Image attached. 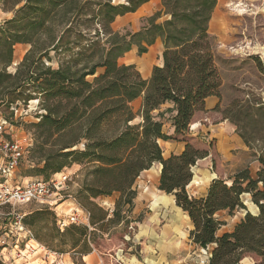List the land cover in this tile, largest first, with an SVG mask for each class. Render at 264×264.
<instances>
[{
  "label": "trees",
  "instance_id": "obj_1",
  "mask_svg": "<svg viewBox=\"0 0 264 264\" xmlns=\"http://www.w3.org/2000/svg\"><path fill=\"white\" fill-rule=\"evenodd\" d=\"M147 1L0 0L5 8L14 9L6 23L22 26L24 32L5 38L8 57L0 67V108L1 104L11 109L18 101L27 103L33 97L23 91L36 87L43 112L34 124L38 130L35 151L43 163L35 175L48 179L65 166L80 164L85 170L78 190L80 204L91 205L90 210L86 208L90 224L101 233L121 222L128 224L137 194L135 180L159 162L157 188L172 194L175 204L189 216V238L210 253L206 264H238L245 255L264 264V145L255 155L259 164L255 176L248 166L242 167L229 181L212 179L205 195L196 197L187 193L186 185L192 179V167L210 153L211 142L208 148H199L187 141L179 154L168 157L162 155L158 142L184 136L194 113L204 109L205 98L220 97L222 82L208 33L217 0H161L162 10L148 16L139 30L122 33L112 29L117 16L133 12ZM161 11L168 17L157 21ZM53 25H59L58 33L42 39ZM156 38L163 44L162 65H154L148 79L142 78L134 64L118 61L134 46L138 55L146 52ZM17 42L30 47L10 73L5 67L12 61V46ZM54 58L56 67L50 64ZM5 90L9 93L4 96ZM137 97L142 102L133 112L130 103ZM165 102L172 106L161 110ZM172 111L175 113L168 118L174 131L168 134L163 129L164 114ZM136 115L141 121L131 123ZM79 142L82 148H74ZM115 193L112 216L106 219L107 211L93 199ZM244 193H249L258 212L247 211L232 231L217 234L224 223L218 213L232 215L245 208ZM40 215L41 210L24 214L22 221L32 230L30 225ZM87 230L86 225H67L57 233L62 238L58 246H70L73 255L81 258L93 249ZM33 236L52 246L50 241L38 240L34 232Z\"/></svg>",
  "mask_w": 264,
  "mask_h": 264
},
{
  "label": "rangeland",
  "instance_id": "obj_2",
  "mask_svg": "<svg viewBox=\"0 0 264 264\" xmlns=\"http://www.w3.org/2000/svg\"><path fill=\"white\" fill-rule=\"evenodd\" d=\"M22 3L23 1L15 5L14 9L19 7ZM218 7L229 17L230 26L225 29L223 36H219L214 33L215 26H212V20L208 23L210 48L213 52L216 67L222 82L219 97L221 105L217 106V114L214 115L216 118L225 116L234 123L237 132L247 141L246 145L248 146L249 152L255 157L264 145V0H217L214 9L216 10ZM161 8L162 4L159 9L151 11L149 14H143L140 12L142 11V7L138 8L141 15L135 16L134 18V14L132 13L117 16L111 23V27L113 30L122 33L125 31H137L142 25L146 24L148 16L157 10H162ZM14 9H7L4 7V4L0 2V67H2V62L8 57L7 41L5 38L9 37L7 39H10L11 34L16 31L24 33L22 32V26L14 27L6 23L7 20L14 16ZM214 9L213 13L215 11ZM167 17L168 16L161 11L157 21H162ZM59 29V25L50 26L48 32H44L41 38H47V35L53 36L58 33ZM12 47V61L5 67L6 71L10 73L14 72L17 63L23 58L30 44L26 42H17ZM134 48L136 47L134 46ZM51 54H53V52H51ZM161 55H159L158 60L162 59ZM118 61L120 62V58ZM50 64L52 67H56V59L54 58ZM88 79H91V77H88ZM17 91H19V89ZM4 92V96L8 95L9 90H5ZM23 93H30L33 98L28 100L27 103L18 101L17 105H14L16 108L15 110H11L1 104L2 115L6 117L9 122L7 131L20 139L27 146V150L20 159L16 171V175L20 181L35 177V169L43 163L39 161L37 157L38 153L35 151L38 130H36L34 124L39 121L40 113L43 112L39 104L40 95L36 87H29L24 90ZM131 107L133 112H137L140 105L138 102H134L131 104ZM196 118L198 120L196 121L200 122L202 125H204V123H209L200 110L194 113L190 124H193ZM215 120L211 119L213 122ZM139 121H141V117L136 115L131 123ZM105 129H107L108 132L111 131L108 125L105 126ZM195 130L190 131L188 129L187 131L194 132ZM191 138L189 142L199 148H208L211 142L209 152L212 154L213 158L217 159L213 140L201 133ZM74 148L81 149L82 143L79 142ZM203 166L204 165H201L199 162L192 167V181L200 185L194 184L192 187L188 188L189 191L194 189L195 193L200 192L212 177V172L220 176L218 178H222L226 181H229L230 175L234 173L232 172L233 169L230 168L227 163L221 162L216 167L217 171L210 170V173L202 175L203 172H207L202 171ZM258 166L257 160L252 158L248 167L253 176H255ZM62 171L69 174L71 178L72 195L75 197L76 201L82 203L79 199L78 190L85 177L84 168L80 164L72 163L69 166H65ZM156 176V171L154 168H151L149 171H143L136 178L134 187L136 188L137 195L133 199L132 210L128 213V224L121 222L115 226H110L107 232L101 233L94 227L95 225L90 224L89 220L91 228L88 227L86 238L89 242L94 241L92 244L93 249L100 252V255L103 257V264H166L167 260L172 264H186V247L180 249V253L177 251L170 252L168 257L159 256L160 253H158L153 246V248L150 247L148 253L145 250L147 248L145 245L148 244V240L152 236L158 238L159 233L163 232V228L166 226L165 223H168L167 216L164 213L165 208H161L160 210L155 209L153 202L156 204L159 200L166 204L168 201L172 200L171 196H167L162 191L158 190L157 184H155ZM196 189H199V191L197 192ZM116 197L117 193L112 196H99L93 199L101 208L107 211L108 214L106 219L112 216ZM242 200L245 208L235 210L232 215H228L225 211L218 213L219 218L224 221V223L218 228L217 234H221L224 231H232L234 226L244 216L245 211H249L252 214L258 212V207L251 201L249 193H244L242 195ZM73 206L74 204L72 201L68 200L58 205L57 208L58 211H62V213H69L70 207ZM51 208L48 205L32 202L16 205L14 207L16 213H25L26 215L41 210L40 218L35 219L30 226L36 238L38 240L44 239L50 241L52 248L45 244H41L35 240V238V241L30 242L33 250L26 249V251H22L24 245L21 242L18 243L17 248H14L13 239L7 230L5 232L6 235L2 234V239L0 240L1 264H63L58 257V255L61 254L60 252L64 254L70 253V257H74L73 261L75 260L77 264H82V258L78 255H73V250L70 249V246L62 245L61 248L58 246L62 238L57 235V233H62L66 226L63 227V229L59 228L57 225L58 217ZM86 208L90 210L91 205H86ZM124 209L126 208L123 207L122 210ZM167 210L169 211V208ZM5 211L7 210H4V218L6 221L11 215L7 214L9 215L7 216ZM178 211L182 213L180 210ZM182 215L186 217L184 213ZM175 216H179L178 220L182 218L180 214ZM65 219H67V216ZM99 223L100 221L98 224ZM90 232H95V235ZM213 246L214 244H211L209 248L212 249ZM79 247L80 244L78 248ZM205 250L208 251L207 249ZM203 256L204 254L201 247H198V249H194V253H190L189 259L192 264H199ZM238 264H256V260L250 255H245Z\"/></svg>",
  "mask_w": 264,
  "mask_h": 264
},
{
  "label": "crops",
  "instance_id": "obj_3",
  "mask_svg": "<svg viewBox=\"0 0 264 264\" xmlns=\"http://www.w3.org/2000/svg\"><path fill=\"white\" fill-rule=\"evenodd\" d=\"M160 1L161 0H149L145 2L139 7H142V11L140 12H142L143 14H149L151 11L159 9L161 7ZM129 13L134 14L133 18L135 16L141 15V13H139V9H136L133 12H128V14ZM228 19L229 17L220 7L216 8L214 13L212 12L210 21L212 20V26H215L214 33L216 35H224L225 29L230 26ZM162 50V41L160 38H156L154 43L148 46L147 51L140 55L137 54V50L134 47L126 51L120 57V63L134 64L135 68L138 70L142 78L148 79L150 77L153 66L162 65V59L158 60V57L159 55H161ZM134 102H138V104L141 105L142 98L137 97L136 99L131 101L130 105ZM218 105H221L219 97L215 95L206 97L204 101V109L200 110V112L203 114L205 119L209 121V123H204V125H202L200 122H197L198 120L196 118L193 123L196 129H194V132L187 131L184 136H178L177 139L173 140H158L162 149V155L164 157H168L171 154H179L184 149L186 142L192 139V136H198V134L201 133L205 134L209 139L214 141V150L217 157V159H215L212 157V154L209 153L208 156L201 158L196 162V165L199 162L201 165H204L202 171H207L203 172L202 175H204L205 173H210V170L217 171L216 167L221 162L227 163L230 168L233 169L232 172H235L242 167L248 166L250 164V160L255 157H253L249 152L248 146L244 142L241 135L237 132L234 123L225 116L220 118L215 117L214 114H217L216 107ZM171 106V103L165 102L160 106V109L163 110L164 108ZM174 113L175 111L165 114L166 119L164 118L163 129L168 134H172L174 131L171 120L168 118ZM211 119L216 120L213 122L211 121ZM151 168H154V170L156 171L157 176L155 177V184L158 185L161 163L155 162L151 165L150 168L143 171H149L151 170ZM213 173L215 172H212V177L208 180V183L204 185L200 192H198L199 189H196L198 193H195L194 189L189 191L188 188L192 187L194 184L200 185L193 182L191 179V181L186 185L187 193L196 197L204 196L210 181L214 178L220 177L216 174L214 175ZM163 193L165 194V192ZM167 196H171L172 200L168 201L166 204L158 200V203L156 204H154L153 202V206L158 210H160L161 208H165L164 213L167 216L166 218L168 223H165L166 226L163 228V232L159 233L158 238L151 235L152 237L148 240V244L145 245V247H147L145 250L148 253L150 251V247L153 246L156 251L160 253L159 256L168 257L170 255V252L177 251L178 253H180V249H184L186 247V264H192L189 259L190 253H194V249H198V247L189 238V231L192 228L191 221L189 219V216H187V213H185L181 208H179V206L175 204L174 196L172 194H168ZM168 208L169 211L167 210ZM178 210H180L182 213H179ZM183 213L186 215V217L182 215ZM179 214L182 217L181 220H178L179 216H175ZM58 257L63 264H75L73 258L70 257V253H61L60 255H58ZM81 258L82 264H103V257L100 255V252L96 251L95 249L82 254ZM166 264L172 263L167 260Z\"/></svg>",
  "mask_w": 264,
  "mask_h": 264
},
{
  "label": "built area",
  "instance_id": "obj_4",
  "mask_svg": "<svg viewBox=\"0 0 264 264\" xmlns=\"http://www.w3.org/2000/svg\"><path fill=\"white\" fill-rule=\"evenodd\" d=\"M15 110L16 108L11 107ZM8 120L2 115L0 108V240L2 234L6 231L10 233L13 239V247L17 248L18 243L24 245L22 251L26 249L33 250L30 242L35 241L32 230L26 226L22 217L25 213H16L14 207L25 203H38L48 205L53 209L57 218V225L60 229L69 224H86L89 228L90 212L83 207L72 195V185L70 184L69 174L60 171L50 175L48 179L40 176L20 181L16 175L18 163L24 156L27 146L7 130ZM190 131L195 129L194 124H189ZM71 200L74 204L70 207L69 213H62L57 210L61 203ZM6 215L9 214L5 221ZM72 211V212H71ZM7 215V216H9ZM67 216V219L65 217ZM20 250V252H21ZM203 258L199 264H206L210 253L204 248ZM58 264V263H57Z\"/></svg>",
  "mask_w": 264,
  "mask_h": 264
},
{
  "label": "water",
  "instance_id": "obj_5",
  "mask_svg": "<svg viewBox=\"0 0 264 264\" xmlns=\"http://www.w3.org/2000/svg\"><path fill=\"white\" fill-rule=\"evenodd\" d=\"M246 212H247V211H245V213H246ZM245 213H244V214H245Z\"/></svg>",
  "mask_w": 264,
  "mask_h": 264
}]
</instances>
